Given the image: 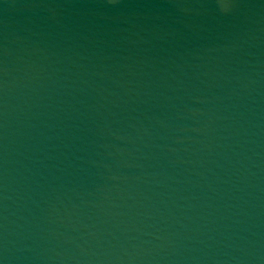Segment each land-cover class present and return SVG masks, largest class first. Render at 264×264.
Segmentation results:
<instances>
[{"label": "water", "instance_id": "95a60500", "mask_svg": "<svg viewBox=\"0 0 264 264\" xmlns=\"http://www.w3.org/2000/svg\"><path fill=\"white\" fill-rule=\"evenodd\" d=\"M0 264H264V0H0Z\"/></svg>", "mask_w": 264, "mask_h": 264}]
</instances>
